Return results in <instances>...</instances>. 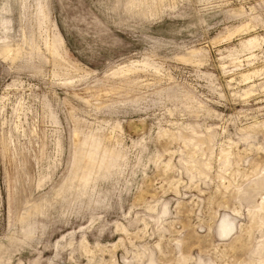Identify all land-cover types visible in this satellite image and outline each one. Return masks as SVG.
I'll list each match as a JSON object with an SVG mask.
<instances>
[{
	"label": "rangeland",
	"instance_id": "rangeland-1",
	"mask_svg": "<svg viewBox=\"0 0 264 264\" xmlns=\"http://www.w3.org/2000/svg\"><path fill=\"white\" fill-rule=\"evenodd\" d=\"M0 264H264V0H0Z\"/></svg>",
	"mask_w": 264,
	"mask_h": 264
},
{
	"label": "crops",
	"instance_id": "crops-1",
	"mask_svg": "<svg viewBox=\"0 0 264 264\" xmlns=\"http://www.w3.org/2000/svg\"><path fill=\"white\" fill-rule=\"evenodd\" d=\"M224 225H226V227L229 228V229H231V230H232V228L229 227V226H227V224H223V225H222L223 233L226 235V234H228L229 232H227V231L224 229Z\"/></svg>",
	"mask_w": 264,
	"mask_h": 264
},
{
	"label": "bare ground",
	"instance_id": "bare-ground-1",
	"mask_svg": "<svg viewBox=\"0 0 264 264\" xmlns=\"http://www.w3.org/2000/svg\"><path fill=\"white\" fill-rule=\"evenodd\" d=\"M224 229L227 231V232H230L231 229L227 228L226 225H224Z\"/></svg>",
	"mask_w": 264,
	"mask_h": 264
}]
</instances>
